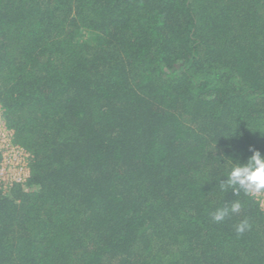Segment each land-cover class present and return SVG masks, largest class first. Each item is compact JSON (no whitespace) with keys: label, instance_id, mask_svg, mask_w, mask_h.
Listing matches in <instances>:
<instances>
[{"label":"trees","instance_id":"trees-1","mask_svg":"<svg viewBox=\"0 0 264 264\" xmlns=\"http://www.w3.org/2000/svg\"><path fill=\"white\" fill-rule=\"evenodd\" d=\"M0 118V264H264V0H0Z\"/></svg>","mask_w":264,"mask_h":264},{"label":"clouds","instance_id":"clouds-1","mask_svg":"<svg viewBox=\"0 0 264 264\" xmlns=\"http://www.w3.org/2000/svg\"><path fill=\"white\" fill-rule=\"evenodd\" d=\"M251 152L244 162H238L231 167L226 179L221 184V190L233 188L243 190L246 194H257L264 191V155L259 150L252 147ZM233 194H236L235 191ZM241 210L239 201L231 203L230 207L217 209L213 214L214 222H222L230 213H238ZM249 225L247 221H242L236 228L238 235L243 234Z\"/></svg>","mask_w":264,"mask_h":264},{"label":"built area","instance_id":"built-area-1","mask_svg":"<svg viewBox=\"0 0 264 264\" xmlns=\"http://www.w3.org/2000/svg\"><path fill=\"white\" fill-rule=\"evenodd\" d=\"M28 154L12 143V132L0 118V188L12 183H24L28 177Z\"/></svg>","mask_w":264,"mask_h":264},{"label":"rangeland","instance_id":"rangeland-1","mask_svg":"<svg viewBox=\"0 0 264 264\" xmlns=\"http://www.w3.org/2000/svg\"><path fill=\"white\" fill-rule=\"evenodd\" d=\"M261 205H262V207H264V198H261Z\"/></svg>","mask_w":264,"mask_h":264}]
</instances>
